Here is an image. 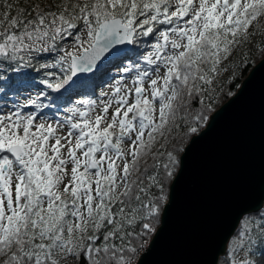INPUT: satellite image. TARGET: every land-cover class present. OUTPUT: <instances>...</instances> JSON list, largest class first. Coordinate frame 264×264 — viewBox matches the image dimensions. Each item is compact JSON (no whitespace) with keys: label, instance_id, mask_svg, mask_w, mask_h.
Returning a JSON list of instances; mask_svg holds the SVG:
<instances>
[{"label":"snow or ice","instance_id":"1","mask_svg":"<svg viewBox=\"0 0 264 264\" xmlns=\"http://www.w3.org/2000/svg\"><path fill=\"white\" fill-rule=\"evenodd\" d=\"M253 53L264 0H0V264H139ZM254 211L220 264H264Z\"/></svg>","mask_w":264,"mask_h":264},{"label":"water","instance_id":"2","mask_svg":"<svg viewBox=\"0 0 264 264\" xmlns=\"http://www.w3.org/2000/svg\"><path fill=\"white\" fill-rule=\"evenodd\" d=\"M182 154L139 264H216L243 213L264 198V57Z\"/></svg>","mask_w":264,"mask_h":264},{"label":"trees","instance_id":"3","mask_svg":"<svg viewBox=\"0 0 264 264\" xmlns=\"http://www.w3.org/2000/svg\"><path fill=\"white\" fill-rule=\"evenodd\" d=\"M256 42L259 43V37L256 38ZM247 50V49H246ZM263 57L260 56L258 53H253V58L250 59L247 63V67L245 68V70L242 73H237V79L234 83L232 84H224L223 86V93L224 95L220 96L218 100L213 101V106H214V110L209 114L211 115L215 110H217L220 106H222L232 95H234V93L237 91V89L239 88L241 82L246 78L247 74L249 73V71L255 66V64H257ZM229 89L231 90V94L229 93ZM205 127V126H204ZM204 127H201L200 131L203 130ZM170 185V184H169ZM169 185H167V190L169 188ZM248 214L250 215H255V212H249ZM159 226V225H158ZM157 226V228H158ZM239 226V223L237 225V227ZM236 227V229H237ZM236 229L234 230V232L236 231ZM234 232L232 233V235L234 234ZM231 235V237H232ZM153 236V235H152ZM231 237L229 238V240L227 241L226 245H225V249L224 252L221 256L218 257L216 264H220L221 261L224 260L225 256V252L228 246V243L231 240ZM152 238V237H151ZM150 238V240H151ZM149 240V242H150ZM146 249V248H145ZM144 249V250H145ZM144 250H142L141 252H143ZM140 252V253H141Z\"/></svg>","mask_w":264,"mask_h":264},{"label":"rangeland","instance_id":"4","mask_svg":"<svg viewBox=\"0 0 264 264\" xmlns=\"http://www.w3.org/2000/svg\"><path fill=\"white\" fill-rule=\"evenodd\" d=\"M246 51V47L244 49ZM99 89H97V93H99ZM11 102V97L5 98L4 100H0V103H5V104H10Z\"/></svg>","mask_w":264,"mask_h":264},{"label":"bare ground","instance_id":"5","mask_svg":"<svg viewBox=\"0 0 264 264\" xmlns=\"http://www.w3.org/2000/svg\"><path fill=\"white\" fill-rule=\"evenodd\" d=\"M263 200H264V198H263ZM240 219H241V218H240ZM240 219H239V220H240ZM238 223H239V221H238ZM238 223H237V225H238ZM237 225H236V227H237ZM236 227L234 228V230L236 229ZM234 230H233V232H234ZM233 232H232V233H233ZM231 235H232V234H231ZM230 237H231V236H230ZM230 237H229V238H230ZM228 240H229V239H228ZM228 240H227V241H228ZM226 243H227V242H226Z\"/></svg>","mask_w":264,"mask_h":264}]
</instances>
